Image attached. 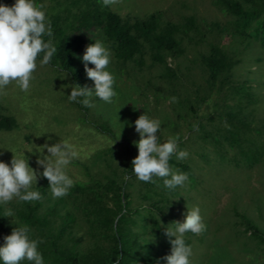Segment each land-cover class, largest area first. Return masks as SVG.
I'll return each mask as SVG.
<instances>
[{"label": "trees", "instance_id": "trees-1", "mask_svg": "<svg viewBox=\"0 0 264 264\" xmlns=\"http://www.w3.org/2000/svg\"><path fill=\"white\" fill-rule=\"evenodd\" d=\"M213 2L221 11L233 16L230 23L242 48L233 53L220 44L211 43L206 53L199 54L207 76L205 85L197 84L194 89L198 99L192 103L186 94L179 102L183 109L196 114V106L214 91L218 92L211 113L193 122L196 125L199 123L203 129L202 134L192 141L201 143L209 160L227 161L235 168H252L261 160L257 146L258 142L264 141V133L259 129L254 133L244 121L249 120L253 124L261 107L264 0ZM14 3L12 0H0V4L8 6ZM53 9L50 20L53 36H43L45 42L51 40L57 48L50 64L67 72L73 83L78 85H82L86 75L84 65L74 66L75 58L86 44L83 31L100 29L114 59L121 64L132 62L140 69L145 53L149 54L151 65L162 64L166 67L167 55L183 53L181 44L184 37L197 36V42L203 36L192 15L182 22H161L158 12L143 18L124 17L110 6H103L102 0H55ZM250 26L251 31L246 32ZM190 31H194L193 36L189 35ZM38 58H43V54ZM246 60L255 63L256 67L234 74L236 65L242 61L245 64ZM171 70L168 75L177 78V73ZM236 75L242 79L233 78ZM166 91L175 96L178 93L175 87ZM105 123L99 122L95 126L102 132L112 134ZM16 126V118L3 112L0 107V130L10 131ZM123 146L124 151L129 153L132 143L126 139ZM115 149L114 146L108 147L100 158L107 167V173L90 175L89 182H75L69 194L63 198L52 197L49 182L44 178L43 183L36 187L43 198L31 202L19 201L13 205L18 220L10 225L0 206V246H3L4 236L10 235L13 228L27 225L31 230L30 238L43 241L38 245V251L44 264H167L162 259L171 254L166 229L175 230L173 222H183L189 210L186 200L178 192L181 186L169 189L164 183L161 186H152L153 182L141 181L139 185L128 183V177L134 175L132 161L123 158L120 162H114L112 155ZM241 160L244 164H240ZM169 165L171 169L178 167L185 173L190 169L189 164L181 160L172 159ZM130 188L137 189L144 203L132 204ZM240 216L245 223L243 231H250L249 236L257 246L264 245V233L260 228L247 215L240 213ZM81 227L83 231L79 233ZM195 235L191 232L184 234L186 245L190 246L192 240L198 238ZM21 264L32 262L23 261Z\"/></svg>", "mask_w": 264, "mask_h": 264}, {"label": "rangeland", "instance_id": "rangeland-1", "mask_svg": "<svg viewBox=\"0 0 264 264\" xmlns=\"http://www.w3.org/2000/svg\"><path fill=\"white\" fill-rule=\"evenodd\" d=\"M54 1L35 0L37 4L44 5L43 10L48 21L51 20L54 12ZM213 1L119 0V3L110 6L124 17L143 18L152 12H158L161 22L166 20L182 22L185 17L192 15L203 33L201 40L197 42V36L184 37L181 44L183 53L176 56L167 55L166 67L162 64L151 65L148 53L142 56L141 69L132 62L121 64L114 59L110 51L111 61L107 70L115 78L113 88L117 93L111 104L95 96L91 98L94 107L90 108L84 107L79 102H70L68 95L71 93V88L66 85L75 84L69 74L50 63L42 65V58H37L34 79L30 81L27 91H22L16 82H12L0 92L1 110L13 115L17 121L14 129L0 130V161L10 165L13 154L18 158L25 156L30 167L42 172L43 168L36 163L41 155L38 148L45 143L51 146L59 141H67L78 154L77 158L68 165L67 174L74 183L89 182L90 175L101 176L108 172L100 159L108 147L116 148L112 155L114 162H120L123 158L132 161L138 155V148L133 142L140 139L135 131V121L140 115L146 114L150 119H159L161 131L157 135L160 136L161 143L169 138L179 137L178 150L187 151L189 154L187 158L181 160L190 166L189 171L186 172L188 180L178 192L186 200L187 209L191 210L194 206L200 208L203 223L206 225V229L196 234L198 238H194L191 242L190 263L264 264V245L257 246L249 236L250 231L247 233L243 231L245 223L240 216V213L247 215L246 217H249L264 233V141L258 142L261 160L252 168L246 166L235 168L227 161L209 160L201 143L192 141L194 137L202 134L203 129L198 125L199 123L196 125L193 122L211 113L218 92L214 91L209 98L196 106V114L189 109H183L182 103L179 102L186 97V94L192 103L198 99L194 89L197 84L205 85L207 76V71L200 63L199 54L206 53L211 43L220 44L233 53L236 49L242 48V45L237 43V37L230 23L233 16L221 11ZM251 29V26L248 27L246 32H250ZM82 33L86 44L74 60L76 67L84 65L82 57L87 45L100 39L108 47L100 29L94 28ZM189 35L193 36L194 31H190ZM242 62L236 65L234 74L245 72L246 68L256 67L255 63L247 60L245 64ZM89 66L94 67L91 64ZM167 68L174 69L177 78L169 76L168 73L172 70ZM166 70L168 72H163ZM251 74L254 75L253 72ZM233 78L242 79L238 75ZM253 84L255 85L254 82ZM85 85L94 88V82L87 78V75L83 77L80 86ZM172 87L177 89L176 96L166 91ZM260 87L262 88L261 107L259 115L257 114L258 118L256 117L253 124H250L249 120L244 121V124L252 128L254 133L259 129L263 134L264 81L260 83ZM171 97H176L178 102L171 103ZM83 99V97L78 98V100ZM103 121H106L112 134L97 129L95 124ZM126 139L132 143L129 153L124 151L123 142ZM43 155H48L47 149H44ZM172 159L180 160L175 154L170 160ZM241 162L240 164H244L243 160ZM180 169L172 168L173 171L183 172ZM162 179L153 177L155 183L152 186H161ZM43 180L44 178L40 177L31 190L38 191L36 187L41 185ZM139 181L135 174L128 177V183L142 184ZM130 190L133 205L144 203L136 188ZM17 203L19 200L14 198L7 204H0L4 212L10 209L14 214L12 217H6L8 225L18 220L13 209V205ZM79 230V233H82L83 227Z\"/></svg>", "mask_w": 264, "mask_h": 264}, {"label": "clouds", "instance_id": "clouds-1", "mask_svg": "<svg viewBox=\"0 0 264 264\" xmlns=\"http://www.w3.org/2000/svg\"><path fill=\"white\" fill-rule=\"evenodd\" d=\"M119 3V0H102L105 7ZM43 4L35 0H15L12 6L0 4V92L12 82H16L22 91H27L33 73L37 68V58L43 54L42 65L50 63L57 48L51 40L45 42L43 36H53L51 23L46 18ZM87 78L94 82V88L78 84L66 85L71 88L68 95L70 102L82 103L84 107H94L93 96L105 103L111 104L117 93L114 91L115 78L107 70L111 61L109 48L100 39L86 46L82 57ZM89 64L94 67H89ZM83 97V100L78 98ZM171 103L178 102L176 97L170 98ZM120 110V109H119ZM119 112V111H118ZM135 131L140 139L133 143L138 148V155L132 160V171L142 182H155L153 177L164 178L166 188L175 189L183 186L188 180L186 173L173 171L169 165L175 154L183 160L189 155L187 151L178 150L179 137L169 138L161 143V121L150 119L142 114L135 121ZM41 153L36 160L43 168L38 172L29 166L28 158H18L13 154L10 165L0 161V204H7L14 198L19 201L31 202L43 197L38 191L31 190L40 177L46 178L54 199L63 198L69 194L74 185L73 179L67 174L68 165L77 158V152L67 141H59L51 146L45 143L39 147ZM47 149L48 155H43ZM170 177V178H169ZM14 214L6 209L4 217ZM175 230L166 229L165 235L170 238L171 254L162 259L167 264H190L192 249L186 245L184 234L191 232L200 234L206 229L201 210L194 206L188 210L183 222H173ZM30 228L27 225L12 229L10 235L4 236L3 246H0V261L2 264H21L23 261L32 264H44L38 251V245L43 241L30 238ZM175 237V239H171Z\"/></svg>", "mask_w": 264, "mask_h": 264}]
</instances>
